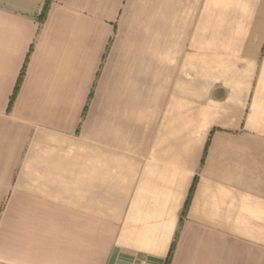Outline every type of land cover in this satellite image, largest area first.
<instances>
[{"label":"crops","instance_id":"0c3cea01","mask_svg":"<svg viewBox=\"0 0 264 264\" xmlns=\"http://www.w3.org/2000/svg\"><path fill=\"white\" fill-rule=\"evenodd\" d=\"M45 2L0 0V264H264V0Z\"/></svg>","mask_w":264,"mask_h":264},{"label":"trees","instance_id":"16d2710c","mask_svg":"<svg viewBox=\"0 0 264 264\" xmlns=\"http://www.w3.org/2000/svg\"><path fill=\"white\" fill-rule=\"evenodd\" d=\"M51 2H52V0H46L45 5L43 6V9H42L41 14H40V16H39V19H40L41 21H43V20L45 19V17L47 16V13H48V11H49V8H50V4H51ZM24 74H25V70H23V72H22V74H21V76H20V78H19V81H18L17 87H16V89H15V92H14L13 96L11 97L10 108L13 106V103L15 102V99H16L18 93H19V90H20V87H21V84H22V81H23V78H24ZM86 111H87V108H86V110H85V113H86ZM195 186H196V181H195V183H194V185H193V187H192L191 193H190V195H189V198H188V201H187V204H186V207H185L184 213H183V218H182V220H181V225L183 224L184 216H185L186 211H187V209H188V207H189V204H190V202H191L192 195H193V192H194V190H195ZM177 237H178V235H177ZM175 247H176V240H175V242H174L173 245H172L171 252H170V255H169V258H168L167 264H170V262H171V259H172V256H173V253H174V251H175Z\"/></svg>","mask_w":264,"mask_h":264}]
</instances>
